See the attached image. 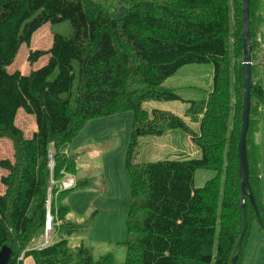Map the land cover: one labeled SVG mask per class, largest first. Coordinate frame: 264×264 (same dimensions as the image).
I'll list each match as a JSON object with an SVG mask.
<instances>
[{
	"label": "trees",
	"instance_id": "16d2710c",
	"mask_svg": "<svg viewBox=\"0 0 264 264\" xmlns=\"http://www.w3.org/2000/svg\"><path fill=\"white\" fill-rule=\"evenodd\" d=\"M243 0H0V138L13 142L14 161L0 159L9 172L1 179L0 253L8 264H117L114 254L95 258L69 239L87 225L67 218L60 185L74 164L62 153L86 123L100 116L132 111L133 124L125 169L131 186L124 264H231L243 229L238 143L243 112ZM69 21L74 35L56 34L48 51H34L29 62L49 56L46 66L28 76L10 74L23 45L45 24ZM264 24V0H250L252 59ZM78 86L74 88V63ZM213 65L212 90L204 101H189L198 131L180 116L148 111L147 102L182 100L162 88L181 68ZM252 66L250 126L247 135L250 186L264 224V204L251 161L250 134L264 108V82ZM56 78L51 80L55 73ZM68 95L64 99L63 95ZM34 116L37 132L26 139L16 125L18 111ZM173 130L189 134L199 159L133 164L139 141ZM55 144L54 167H50ZM216 176L195 187L197 170ZM59 242L32 249L44 235L47 203ZM248 231L256 212L247 199ZM259 224V223H258ZM262 228V227H261ZM57 235V234H56Z\"/></svg>",
	"mask_w": 264,
	"mask_h": 264
},
{
	"label": "rangeland",
	"instance_id": "374dc122",
	"mask_svg": "<svg viewBox=\"0 0 264 264\" xmlns=\"http://www.w3.org/2000/svg\"><path fill=\"white\" fill-rule=\"evenodd\" d=\"M47 27L54 34L66 38L74 35V29L69 21L50 24ZM74 67L77 77L72 90V106L78 86V62L74 63ZM57 74L58 72L51 80H54ZM212 76L213 65L210 63L191 64L181 68L162 88H179L173 92L186 102L180 100L165 103L182 106L187 105L189 99L198 102L206 99L212 90ZM62 97L66 99L68 95ZM150 103L158 102L144 103V109L148 111L152 109ZM132 124V111L91 119L62 151L70 158L75 169L73 173L71 171L67 173L66 179L69 181L67 180V185H64L68 192L65 194L63 204L71 211L67 219L72 223L87 225L81 232L65 238L69 239L72 248L80 245L88 247L96 259L112 253L117 264H124L128 253L123 243L128 237L127 219L131 206V186L125 169V160L131 140ZM148 139L146 137L140 140L133 164L157 161L153 158L154 150ZM55 149V144H51L49 151L53 154ZM11 153L12 150L9 155ZM50 164L53 165L52 160ZM215 174L213 170H197L195 187L202 188L208 180L206 178L210 179ZM64 183L65 180L62 181V185ZM255 225L258 223L255 222ZM54 227L56 229V226ZM54 232L50 233V243L61 240L59 234L54 235ZM43 246L42 235L38 238L37 245L33 244L32 249H41Z\"/></svg>",
	"mask_w": 264,
	"mask_h": 264
},
{
	"label": "crops",
	"instance_id": "0c3cea01",
	"mask_svg": "<svg viewBox=\"0 0 264 264\" xmlns=\"http://www.w3.org/2000/svg\"><path fill=\"white\" fill-rule=\"evenodd\" d=\"M47 26L48 25L43 26L38 32L33 35L30 47H27L26 45H23L21 47L19 56L16 58L13 65L8 69L10 73L20 72L22 75H29L32 71H36L47 65V63L49 62V56L40 58V60L33 65H30V63L28 62L29 53L31 51H48L52 47L54 33ZM256 41L257 43L254 52L253 65L256 68V78L258 80H263L264 82V24L260 28V32L258 33ZM167 81L165 83H167ZM168 89L176 91L175 89L179 88L170 87ZM182 101L186 102L183 99ZM189 101L195 100L189 99L187 101V105L182 106L171 105L165 102L152 104L150 103L152 109H150L149 111L157 109L172 112L182 117L187 122L191 130L196 132L198 131L199 123H196L189 113V110L191 108ZM33 118L34 116L26 114V112L22 109L18 111L16 125L20 130L23 131L26 139H31L37 132L35 118ZM147 138H149L148 140L154 150L153 158L157 161L178 159L188 160L201 158V152L194 145L191 136L189 134L182 133L179 130L169 131L160 137ZM250 139L251 161L254 166V170L257 173L255 179L258 184L262 202L264 204V108L261 109L258 114L256 113L255 121L253 123L250 134ZM11 150L12 153L11 155H9ZM13 157V143L8 138L0 139V158L13 162ZM0 169V194H3L5 192V187L1 183V179L7 176L9 173L7 170H4L2 168ZM215 176H211L210 179H206H208L207 181H209ZM65 181H67V179H65ZM241 257V264H264V230L259 224H253L249 237L242 251ZM25 264H34V260L31 257L27 258Z\"/></svg>",
	"mask_w": 264,
	"mask_h": 264
},
{
	"label": "water",
	"instance_id": "95a60500",
	"mask_svg": "<svg viewBox=\"0 0 264 264\" xmlns=\"http://www.w3.org/2000/svg\"><path fill=\"white\" fill-rule=\"evenodd\" d=\"M243 56L241 60L242 70H243V90H244V100H243V112H242V127L238 143V158H239V175L241 177V208L243 210V229L240 238L237 242L236 247L233 250L232 262L231 264H237L238 255L236 254L238 250L242 248L243 240L248 231V218H247V199L252 205L254 211L256 212L258 223L264 230V224L262 223L258 208L256 205V200L253 195L250 186V172H249V160L247 153V135L250 126V112H251V88H252V39L250 34V0H243ZM11 258V251L4 248L0 253V264H8Z\"/></svg>",
	"mask_w": 264,
	"mask_h": 264
}]
</instances>
